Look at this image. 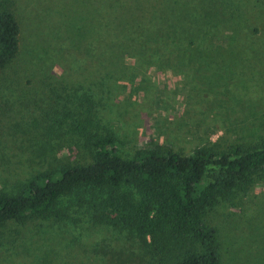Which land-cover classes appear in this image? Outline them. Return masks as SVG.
<instances>
[{
  "label": "rangeland",
  "instance_id": "1",
  "mask_svg": "<svg viewBox=\"0 0 264 264\" xmlns=\"http://www.w3.org/2000/svg\"><path fill=\"white\" fill-rule=\"evenodd\" d=\"M11 2L20 34L16 55L0 71L1 189L13 192L37 172L89 163L74 131L79 121L110 136L121 156L154 148L180 155L211 146L249 149L264 139V0H170L162 30L124 52L108 50L89 24H67L77 17L67 11L69 0ZM259 175L202 218L215 231L219 264H264ZM60 205L68 208L69 227L0 228V264H44L45 255L46 264L66 257L155 264L147 255L138 263L139 247L124 233L91 224L75 195Z\"/></svg>",
  "mask_w": 264,
  "mask_h": 264
},
{
  "label": "trees",
  "instance_id": "2",
  "mask_svg": "<svg viewBox=\"0 0 264 264\" xmlns=\"http://www.w3.org/2000/svg\"><path fill=\"white\" fill-rule=\"evenodd\" d=\"M80 1L69 0L67 11L77 17L65 22L76 28L89 24L108 50L122 52L143 48L162 30L172 7L170 0ZM12 4L0 0V71L18 50L20 27ZM79 122L74 131L90 162L37 172L13 192L0 188V228L28 222L69 227L68 208L60 203L75 195L91 224L120 231L138 245V263L147 255L155 264H219L215 231L202 218L218 202L246 191L254 174L264 176V139L249 149L211 146L180 155L154 148L121 156L110 136L90 133ZM39 259L51 261L46 255ZM61 259L59 264H84Z\"/></svg>",
  "mask_w": 264,
  "mask_h": 264
}]
</instances>
